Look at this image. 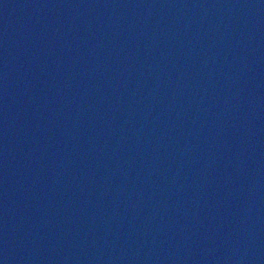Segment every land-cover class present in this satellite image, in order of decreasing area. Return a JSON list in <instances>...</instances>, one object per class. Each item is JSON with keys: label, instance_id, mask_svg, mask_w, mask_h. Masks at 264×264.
<instances>
[{"label": "water", "instance_id": "95a60500", "mask_svg": "<svg viewBox=\"0 0 264 264\" xmlns=\"http://www.w3.org/2000/svg\"><path fill=\"white\" fill-rule=\"evenodd\" d=\"M0 264H264V0H0Z\"/></svg>", "mask_w": 264, "mask_h": 264}]
</instances>
